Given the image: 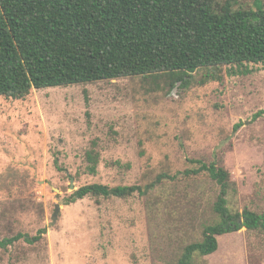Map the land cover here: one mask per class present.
Instances as JSON below:
<instances>
[{
  "label": "rangeland",
  "instance_id": "rangeland-1",
  "mask_svg": "<svg viewBox=\"0 0 264 264\" xmlns=\"http://www.w3.org/2000/svg\"><path fill=\"white\" fill-rule=\"evenodd\" d=\"M249 68H224L220 81L190 87L131 77L0 97V240L47 229L33 245L0 246V264H177L186 245L202 240L219 191L206 173H184L197 166L189 159L230 172L233 210L264 213V114L256 117L264 64ZM92 150L96 174L86 169ZM92 183L154 187L67 202ZM218 241L194 264H264V232L242 228Z\"/></svg>",
  "mask_w": 264,
  "mask_h": 264
},
{
  "label": "trees",
  "instance_id": "trees-1",
  "mask_svg": "<svg viewBox=\"0 0 264 264\" xmlns=\"http://www.w3.org/2000/svg\"><path fill=\"white\" fill-rule=\"evenodd\" d=\"M250 64H264L262 0L254 6L238 0H0V97L6 99H25L34 89L131 77L161 78L170 89L177 83L190 87L220 81L224 68L231 75L248 74ZM86 160L88 173L96 174L99 154L88 151ZM189 162L197 166L184 173H206L219 191L202 240L186 245L177 264L214 254L219 236L242 228L264 232V213L229 206L228 170L216 162ZM153 187L92 183L67 202L144 196ZM46 233V228L36 235L18 233L0 246L21 240L33 245Z\"/></svg>",
  "mask_w": 264,
  "mask_h": 264
},
{
  "label": "water",
  "instance_id": "water-1",
  "mask_svg": "<svg viewBox=\"0 0 264 264\" xmlns=\"http://www.w3.org/2000/svg\"><path fill=\"white\" fill-rule=\"evenodd\" d=\"M72 188H74V185H72ZM60 210H61V205L56 204L55 212H54L53 217H52L54 224L57 222L58 214H59Z\"/></svg>",
  "mask_w": 264,
  "mask_h": 264
}]
</instances>
